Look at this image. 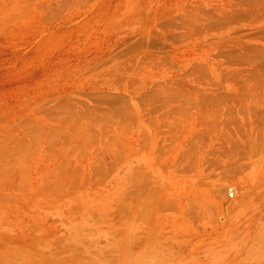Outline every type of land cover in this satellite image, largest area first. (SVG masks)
Returning a JSON list of instances; mask_svg holds the SVG:
<instances>
[{"label":"rangeland","instance_id":"1","mask_svg":"<svg viewBox=\"0 0 264 264\" xmlns=\"http://www.w3.org/2000/svg\"><path fill=\"white\" fill-rule=\"evenodd\" d=\"M0 264H264V0H0Z\"/></svg>","mask_w":264,"mask_h":264}]
</instances>
